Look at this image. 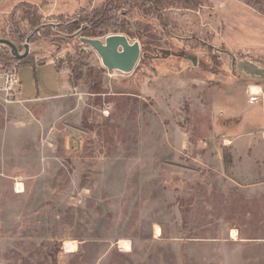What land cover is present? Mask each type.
Masks as SVG:
<instances>
[{
  "label": "rangeland",
  "instance_id": "1",
  "mask_svg": "<svg viewBox=\"0 0 264 264\" xmlns=\"http://www.w3.org/2000/svg\"><path fill=\"white\" fill-rule=\"evenodd\" d=\"M263 21L264 0H0V37L30 39L28 64L0 45V72L45 102L24 105L62 103L42 99L57 69L72 83L47 130L2 134L0 100V264H264ZM74 23L139 42L135 70Z\"/></svg>",
  "mask_w": 264,
  "mask_h": 264
},
{
  "label": "water",
  "instance_id": "2",
  "mask_svg": "<svg viewBox=\"0 0 264 264\" xmlns=\"http://www.w3.org/2000/svg\"><path fill=\"white\" fill-rule=\"evenodd\" d=\"M84 28L82 27L72 37H79L83 44L92 48L99 55L107 70L125 74H131L135 70L142 53L139 42L131 43L127 36L121 34L110 35L104 41L97 38L82 37ZM0 45L8 46L17 60L25 59L30 54V39L27 40L23 54L8 39H0Z\"/></svg>",
  "mask_w": 264,
  "mask_h": 264
},
{
  "label": "crops",
  "instance_id": "3",
  "mask_svg": "<svg viewBox=\"0 0 264 264\" xmlns=\"http://www.w3.org/2000/svg\"><path fill=\"white\" fill-rule=\"evenodd\" d=\"M36 60H38V59H36ZM238 66L239 67L241 66L240 62L238 63ZM56 69H57V67H56ZM57 76H58V82L56 85H58L59 93L54 97L42 98V99L59 98V100L58 99L57 100L61 101L62 103H60L59 106H56L55 108L49 106L46 103V108L44 109L43 113L40 115V117H37L36 114H34L32 112V110H30L26 105H24V102H30V101H35V100H37V102H42V100L37 99V98H31V99L20 98L19 94L22 91L21 87H20V89L18 90V94L16 96L17 102L8 106V109L13 111L12 115L14 117H12V118L8 117V120L10 119V121L7 122L5 129L2 130V134H4V132L8 133L10 131V129H12V128L14 130H19V129L14 128L13 124H15V123L17 125L20 123H23L25 126H27V124L30 126L34 122L42 123L44 130H47L50 128L47 123L49 122L48 119L52 115V113H55V114L57 113L58 118H64L65 117V115H66L65 114V107H66V105H68V103H66V101H65V95L71 89L72 83L70 81V76H69V73L67 72V70H58L57 69ZM263 82H264V46L260 47V85H254L252 87L253 88L252 92L255 94H258L257 91L262 87ZM1 84H2V72H0V87H1ZM19 103H22V104H19ZM42 103H45V102H42ZM71 105H72V103L69 104V106H71ZM72 112H74V111L72 110L70 113H72ZM54 119H56V118H54ZM54 119H52V120H54Z\"/></svg>",
  "mask_w": 264,
  "mask_h": 264
},
{
  "label": "built area",
  "instance_id": "4",
  "mask_svg": "<svg viewBox=\"0 0 264 264\" xmlns=\"http://www.w3.org/2000/svg\"><path fill=\"white\" fill-rule=\"evenodd\" d=\"M19 68L17 65L2 71V84L0 87V100L4 103L17 102V94L20 89ZM0 101V102H2Z\"/></svg>",
  "mask_w": 264,
  "mask_h": 264
},
{
  "label": "trees",
  "instance_id": "5",
  "mask_svg": "<svg viewBox=\"0 0 264 264\" xmlns=\"http://www.w3.org/2000/svg\"><path fill=\"white\" fill-rule=\"evenodd\" d=\"M93 25H94V27H92V29H90L89 25H86L81 36L87 37V38H97V34H98L97 32H98V30H102V27H100L101 24L96 26L94 23ZM68 28L73 29L75 33L82 29V27L78 26V23L71 24V26ZM0 39H6V38L0 37ZM28 59H29L28 57H26L25 59H22V60H17L16 58H14L12 61L14 63H26V64H28L29 63Z\"/></svg>",
  "mask_w": 264,
  "mask_h": 264
},
{
  "label": "bare ground",
  "instance_id": "6",
  "mask_svg": "<svg viewBox=\"0 0 264 264\" xmlns=\"http://www.w3.org/2000/svg\"><path fill=\"white\" fill-rule=\"evenodd\" d=\"M255 94V93H254ZM17 189H21V186L20 185H18L17 186ZM160 233V229L159 228H156V234H159ZM236 234V232H233V235H235ZM122 245H123V247L125 248V249H129V244L127 243V242H125V241H123L122 243H121ZM72 248V247H71Z\"/></svg>",
  "mask_w": 264,
  "mask_h": 264
}]
</instances>
